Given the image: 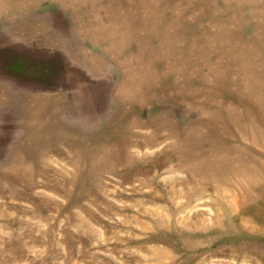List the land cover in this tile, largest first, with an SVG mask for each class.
I'll return each mask as SVG.
<instances>
[{
	"label": "rangeland",
	"instance_id": "1",
	"mask_svg": "<svg viewBox=\"0 0 264 264\" xmlns=\"http://www.w3.org/2000/svg\"><path fill=\"white\" fill-rule=\"evenodd\" d=\"M0 264H264V0H0Z\"/></svg>",
	"mask_w": 264,
	"mask_h": 264
}]
</instances>
